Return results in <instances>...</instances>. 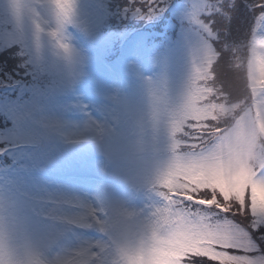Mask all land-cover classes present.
Wrapping results in <instances>:
<instances>
[{"label":"rangeland","instance_id":"rangeland-1","mask_svg":"<svg viewBox=\"0 0 264 264\" xmlns=\"http://www.w3.org/2000/svg\"><path fill=\"white\" fill-rule=\"evenodd\" d=\"M25 2L30 11L17 24L9 0H0V41L2 47L17 44L31 54L37 77L44 78L46 88L29 90L22 102L0 98L9 127L0 131V139L33 143L42 139L47 150L43 159L38 160L40 156L25 166L0 159V212L30 221V214L40 210V223L29 227L44 244L72 249L106 237L69 222L83 214L77 201L117 207L130 214L133 227L162 205L153 183L171 154L163 117L183 103L203 40L191 19L193 8L210 2L217 9L212 15L224 17L234 5L232 0H166V11L180 23L178 32L173 35V20L164 40L148 42V36L134 27L104 26L109 23L102 14L105 0H73V21L62 33L71 53L66 56L48 35L56 27L51 0ZM261 3L264 0L243 2L246 13H258L248 42L252 34L264 37ZM36 22L44 28L38 48ZM90 125L110 131L95 138ZM259 127L264 132V126ZM185 178L197 189L218 190L226 198L232 193L242 198L248 184L245 169L237 165L230 172L223 163L191 170ZM166 186L174 187V180ZM252 201L264 208L256 185ZM253 238L261 239L259 234ZM151 239L160 245L152 251V264H177L187 252L217 258L203 246L205 240L184 233L166 238L157 230ZM136 264H144L143 257Z\"/></svg>","mask_w":264,"mask_h":264},{"label":"snow or ice","instance_id":"snow-or-ice-1","mask_svg":"<svg viewBox=\"0 0 264 264\" xmlns=\"http://www.w3.org/2000/svg\"><path fill=\"white\" fill-rule=\"evenodd\" d=\"M132 2L139 6L129 11L145 20H153L167 10L166 0ZM51 4L56 27L48 35L70 56L62 33L73 21L75 5L73 0H51ZM8 6L17 24L30 11L25 0H9ZM259 6L264 8V3ZM215 11L209 2L197 4L191 14L203 40L183 103L163 117L167 121L171 154L153 183L162 205L133 227L130 214L117 207H92L77 201L83 214L71 217L69 222L83 230L106 233V237L72 249L58 243L44 244L38 232L29 227L40 223V210L30 214V221L18 220L15 215L6 217L0 212V264H136L139 257H143L144 264H152V251L160 246L151 239L157 230L166 238L184 233L203 239V246L217 256L187 252L178 258L177 264H264V251L253 238L259 234L264 239V208L254 206L252 201V186H264V132L259 127L264 123V37L252 34L246 45H224L231 55L229 68L238 85L234 98L222 83L217 85L221 51L215 43L219 36L213 29L214 22L205 19ZM259 21L264 24V12ZM35 29L38 48L44 28L36 22ZM89 131L101 138L110 130L103 125H90ZM216 163H223L230 172L237 165L246 170L248 184L242 198L236 193L226 198L218 190L197 189L185 178L191 170ZM170 179L175 182L172 188L166 186ZM235 217L245 219L247 225Z\"/></svg>","mask_w":264,"mask_h":264},{"label":"trees","instance_id":"trees-1","mask_svg":"<svg viewBox=\"0 0 264 264\" xmlns=\"http://www.w3.org/2000/svg\"><path fill=\"white\" fill-rule=\"evenodd\" d=\"M244 1L252 2V0H236L234 6L226 10V16L214 14L205 17L206 21L212 20L214 22L213 29L219 36V39L215 43L216 48L221 51V60L216 69L219 76L217 84L218 82L223 83L224 90L232 92L234 98L238 85L235 74L229 68L231 55L226 51L224 45L229 44L237 47V45H245L249 41L251 31H253V22L256 20L258 13H252L251 15L246 13L244 11ZM104 3L102 14L108 18L109 22L104 26L118 24L120 27H134L136 28L135 30L142 31L148 36V42L159 41L160 39L164 40L167 33L166 28L170 29V21L174 20L176 23L175 28L172 30L173 35H176V32H178L180 23L176 18L171 17L169 11L162 10L161 15L157 18L145 20L134 17L129 11L133 6H139L138 4L133 5L132 0H105ZM164 6L166 8L167 4ZM30 57L31 54L22 52L19 45L12 44L2 47L0 41V98L5 97L13 101L22 102L29 97V90L34 91L46 88L43 82L44 78L37 77L38 71L35 67L36 65L32 63ZM4 119L5 113L1 110L0 106V131L9 128L6 126ZM33 137L38 139L37 134ZM19 140L22 139H0V159L5 161V163L25 166L29 162H34L40 156L41 158L38 160L43 159L44 155H46V142L42 141V139L39 141L41 143ZM36 148H43V151L39 152V150H35ZM202 195H207V193H202ZM211 202L214 203V201ZM234 219L239 223H247L241 217H235ZM255 236L257 237L258 234H255ZM255 240L261 246V250L264 251V240Z\"/></svg>","mask_w":264,"mask_h":264},{"label":"bare ground","instance_id":"bare-ground-1","mask_svg":"<svg viewBox=\"0 0 264 264\" xmlns=\"http://www.w3.org/2000/svg\"><path fill=\"white\" fill-rule=\"evenodd\" d=\"M263 34H264V28H263ZM262 126H264V123H262ZM257 191H259V194L264 199V186H256Z\"/></svg>","mask_w":264,"mask_h":264},{"label":"clouds","instance_id":"clouds-1","mask_svg":"<svg viewBox=\"0 0 264 264\" xmlns=\"http://www.w3.org/2000/svg\"><path fill=\"white\" fill-rule=\"evenodd\" d=\"M133 223V222H132Z\"/></svg>","mask_w":264,"mask_h":264}]
</instances>
